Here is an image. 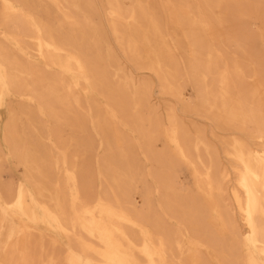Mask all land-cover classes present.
I'll list each match as a JSON object with an SVG mask.
<instances>
[{
  "label": "bare ground",
  "instance_id": "1",
  "mask_svg": "<svg viewBox=\"0 0 264 264\" xmlns=\"http://www.w3.org/2000/svg\"><path fill=\"white\" fill-rule=\"evenodd\" d=\"M31 1L0 0V26L14 27L0 35L18 44L28 38L47 67L60 71L55 75L41 72L30 61H21L0 40V107L18 96L38 104L23 114L32 118L47 115L58 126L49 128L47 134L44 128L35 129L36 141L30 142L20 137L15 117L6 129L12 141L10 153L24 166L25 174L13 193L9 187H0V264H36L31 242L39 225L69 238L67 264H212V252L225 264H264V55L256 47L257 39L264 41V24L256 35L245 33L249 29L246 20L258 17L255 12L264 23V0H106L110 26L130 52V59L156 72L163 90L179 98L181 89L189 84L200 98V111L220 126L253 139L251 145L244 136H235L225 150L236 174L233 198L246 228L244 256L225 236L231 229L236 233L221 202L229 170L215 165L213 146L201 132L192 139L173 108L167 112V132L159 118L153 121L144 116L148 86L132 85L130 75L125 77V89L120 88L126 94L131 86L140 89L141 98L134 92L130 97L127 94L128 100L113 95V101L123 111H137V128L150 149L146 159L157 164L148 175L158 179V186L155 189L146 183L138 148L120 132L113 121L116 109L111 108L101 118V110L94 115L106 148L97 173L107 187L105 193H95V171L87 161H78L94 151L86 134L89 119L84 115L88 111L81 91H89L84 83L93 89L108 85L113 60L99 49L94 58L84 50L83 41L89 34L94 42H102V38L97 37L98 26L88 32L86 24L72 13V8L80 10V0H41L49 1L42 4V15L36 11L37 5L30 7ZM51 5L60 12L57 30L43 19ZM226 28L230 34L225 41L244 60L227 57L219 37ZM259 64L261 68L255 69ZM115 69L116 74L125 72L121 63ZM181 72L190 80L179 84ZM247 78L253 80L248 83ZM60 123L84 131L77 132L79 148L72 155ZM159 136L174 150H153ZM186 172L192 174L195 190L180 182ZM139 183L143 184L141 190ZM156 191L162 193L159 202L154 201ZM137 195L143 199L141 209ZM169 219L176 221L175 228ZM203 249L209 252L204 254ZM50 263H60L55 252L41 262Z\"/></svg>",
  "mask_w": 264,
  "mask_h": 264
},
{
  "label": "rangeland",
  "instance_id": "2",
  "mask_svg": "<svg viewBox=\"0 0 264 264\" xmlns=\"http://www.w3.org/2000/svg\"><path fill=\"white\" fill-rule=\"evenodd\" d=\"M146 3L152 0H143ZM158 1V0H156ZM49 1L42 2L41 0H33L31 1L30 7H34V4L38 6L36 11L38 14L42 15V4ZM199 2V0L197 1ZM243 3V1H241ZM246 4V3H243ZM106 0H80V10L72 8V13L75 15L76 19L81 21L82 24H86L85 26L88 28V32L90 28L94 31L95 28H99V35L102 38V42H94L91 34L87 36V38L83 41L84 50L92 57L97 54V49H99L102 54L109 59L112 57L113 63L110 64V82L108 85H96L93 89L92 85L89 83H84L85 86L88 87L89 91L85 93L81 91L82 102L85 107V111H88L85 116L88 117L89 121L87 123L86 134L91 137L94 148L93 152L81 155L79 164L83 161H87L91 170L95 171V180H94V191L96 194H103L107 191L106 184L103 183V179L98 175V167L100 162L104 157H106V148L104 145V137L103 132L99 127L96 126L95 117L100 110L101 115L100 118L104 116L106 109L114 108L116 109V118L111 117L113 121L115 120L116 125L118 126L121 133L125 134L127 138L134 143L138 148V158L140 163L142 164V172L145 174L146 183H149L157 189L158 179L155 180L153 176H149L148 173L154 171V166L157 167V164L154 163L150 159H146V155H148V151L150 150L147 142L145 143L141 132L137 128L138 122L136 120L139 119L138 116L135 115L137 112L132 108H128V110H121L123 108L120 104H114L113 95L128 100V96L130 94H134L136 92L138 98H141L140 89H135L131 86L130 91L123 93L121 88H124L125 77L130 75L134 80V83H131L134 86H138V84H144L148 86V109H145L144 116L149 115L151 119L154 121V118H159L161 121V128L163 132H167L170 128L167 112L170 108H173L177 114V118L181 124L184 125L188 134L195 139L197 133L201 132L202 136L207 140V142L213 146L211 148L215 151V165L220 168H227L230 172V177L227 180V189L226 195L222 196L221 202L224 208H226L229 212V216H231L234 221L235 229H231L226 232V238L232 242L233 246L239 249V254L244 256V248H242V242L244 235L243 233L246 231L244 222L241 217V213L238 209V206L233 198L232 190L236 183V174L232 166L231 158L227 156L225 150L228 147V144L232 141L235 136L245 137L246 140L251 145H254L252 142L253 139L250 136L242 135L240 133L235 132L232 129H229L225 126H220L218 123L207 117L202 111H200V98H197L196 92L193 87L189 84L182 90L181 98L173 95L169 91H164L162 88V83L160 81L159 76L153 70L148 69L145 66H141V63L136 61L135 59H130L128 57V53L124 50V45H122L110 26L109 19L106 11ZM160 12V11H158ZM258 15L257 18L251 20L250 18L246 20V29L245 31L247 35L258 34V32L263 29V21L260 19L259 12H255ZM229 16L231 17V12H229ZM60 17V12L58 11L55 5H51L48 13L43 16V19H47L53 30L59 29L58 20ZM214 27L221 30L219 25L212 21ZM13 26H0V32H11L13 30ZM225 28V27H224ZM222 27V29H224ZM147 30V29H145ZM223 35L219 37L222 38L223 48L226 51L228 58H236L239 60H244V56L240 51H238L234 46L230 45L227 41H225L226 37L230 34V30L223 31ZM129 36V33H127ZM259 37V36H256ZM0 40L2 44L8 47L10 52L16 53L21 61L29 62L34 64L41 72H45L47 75H55L60 71L57 67H47L46 60L38 55L36 51L33 49V45L28 38H24L20 41V44L16 43L10 37H2L0 35ZM29 46L27 50L25 47ZM110 47V49H109ZM256 47L258 48L260 54L264 55V41L257 39ZM121 63L125 66V72L116 74L115 68ZM106 65L109 64V60H106ZM261 68L260 64L256 65L255 69L259 70ZM253 69V68H252ZM181 77L179 78V84H182L184 81H188L189 76L187 74H183L181 72ZM69 76L67 72L66 77ZM252 78H247V82H251ZM121 87V88H120ZM125 89V88H124ZM199 106V107H198ZM38 104L36 102H28L25 99H22L18 96H12L8 98L6 105L0 107V150L2 153V157L0 158V187L8 188L10 192H14L15 184L18 180L24 178L25 168L22 165H19L17 159L10 153L12 150L11 143L12 141L8 140L6 136V129L12 123L14 117V123L17 125L18 133L20 137L23 138L24 141H36V134L38 130L44 128V133L47 134L48 129H56L58 124L54 122L49 116H40L35 114L32 117L29 115L23 114V112L29 111V109L34 110L37 108ZM115 115V114H114ZM93 117L90 122L91 117ZM32 118V119H30ZM135 120V122H134ZM148 125V122H146ZM42 126V127H41ZM60 128L62 129V135L66 138L67 148L70 150V154L72 155L77 147L79 148L76 141L77 132H84L77 129L74 125L66 127L62 123H60ZM149 126V125H148ZM36 129V131H35ZM78 130V131H77ZM81 134V133H80ZM85 135V133H82ZM71 138H74L73 140ZM244 138V139H245ZM159 141L155 140L152 144L153 150L163 152L164 150H174V146L167 145L166 141L162 136H159ZM103 143V144H102ZM49 144V143H48ZM50 146V145H48ZM54 150V149H53ZM194 150V149H192ZM201 150H205L201 147ZM56 152V151H55ZM148 157V156H147ZM155 167V168H156ZM141 172V173H142ZM142 174H139L141 176ZM180 182L185 186L194 188V178L191 173L186 172L182 174L180 178ZM138 189L141 190L143 187L142 183H139ZM195 190V188L193 189ZM8 192V193H10ZM138 208H142L143 199L137 195ZM162 198L161 191L155 192L154 201L159 202V199ZM169 225L175 228L176 221L173 219L168 220ZM136 234H138L136 232ZM33 241L31 242V251L32 257L35 260L36 264H41L42 259L45 258L49 253L55 252L60 258L59 264H67L65 256L66 250L68 246L71 245V241L64 234L56 231L54 229H49L43 225H39L34 228L33 232ZM42 238V239H41ZM55 240V243L53 242ZM22 250V247H20ZM204 254L209 251L203 249ZM212 257V264H225L222 258L218 253L212 252L210 255ZM48 263V260H46ZM54 264V263H50Z\"/></svg>",
  "mask_w": 264,
  "mask_h": 264
}]
</instances>
